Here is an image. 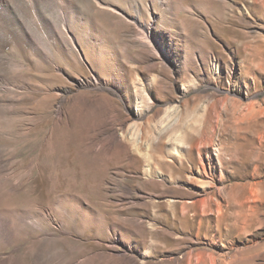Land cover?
Wrapping results in <instances>:
<instances>
[{"label":"rangeland","instance_id":"obj_1","mask_svg":"<svg viewBox=\"0 0 264 264\" xmlns=\"http://www.w3.org/2000/svg\"><path fill=\"white\" fill-rule=\"evenodd\" d=\"M17 1L0 264H264V0Z\"/></svg>","mask_w":264,"mask_h":264},{"label":"bare ground","instance_id":"obj_2","mask_svg":"<svg viewBox=\"0 0 264 264\" xmlns=\"http://www.w3.org/2000/svg\"><path fill=\"white\" fill-rule=\"evenodd\" d=\"M20 2V1H19ZM17 0H12V1H0V7H7V8H11V7H13V8H15V7H19L20 9H22L21 7H20V5H22L21 3H19ZM28 3V2H27ZM20 4V5H19ZM35 4V3H34ZM261 4H263L264 5V2L263 3H261ZM253 5V7H257L258 5H260V4H258V3H253L252 4ZM27 6V5H26ZM24 10H26V8H23ZM28 10V9H27ZM26 13V12H25ZM31 14V13H30ZM47 18V17H46ZM66 18V17H65ZM130 22V21H129ZM133 22V21H132ZM44 23H46L45 25H47L48 27V29H49V34L50 33H53V35L55 34V33H57V32H54L55 31V29H54V27H53V25H52V23L50 24V23H48L47 22V20H45L44 19ZM18 28V29H17ZM17 28H6L5 29V34H6V36H7V39H15V37H16V35L18 34V33H20L21 35H22V40L26 43V44H28V45H32V43H34L33 42V40H32V33H31V31L30 30H28L24 25H22L21 23H19V25H18V27ZM145 33V32H144ZM32 36V37H31ZM56 36V35H55ZM64 36V35H63ZM143 38V37H142ZM66 39V38H65ZM64 40V39H63ZM144 40V39H143ZM67 41V40H66ZM148 42V41H147ZM70 43V42H69ZM1 44L2 45H5L6 44V42H1ZM32 48V47H31ZM188 115V114H187ZM186 117V116H185ZM189 117V116H188ZM200 117V115L198 116V118ZM190 118V117H189ZM186 119V118H185ZM188 119V118H187ZM196 119V118H195ZM197 120V119H196ZM199 120V119H198ZM187 121V120H186ZM196 122V121H195ZM189 122L187 121V124H188ZM191 124V123H190ZM184 125V124H183ZM195 125V124H194ZM185 126H186V124H185ZM193 127V126H192ZM181 128V127H180ZM179 128V129H180ZM192 130V128H191V126H188L186 129V133L185 134H188L189 136H190V129ZM195 128V127H194ZM182 129H184V126H183V128ZM1 223V222H0ZM4 228H3V224L2 225H0V238H5V237H7L6 235H5V232H4V230H3ZM8 233V232H7ZM6 239V238H5Z\"/></svg>","mask_w":264,"mask_h":264},{"label":"built area","instance_id":"obj_3","mask_svg":"<svg viewBox=\"0 0 264 264\" xmlns=\"http://www.w3.org/2000/svg\"><path fill=\"white\" fill-rule=\"evenodd\" d=\"M197 264H200V263H197Z\"/></svg>","mask_w":264,"mask_h":264}]
</instances>
